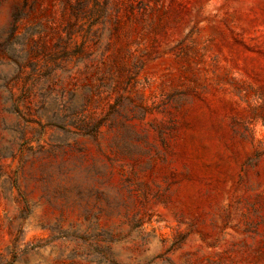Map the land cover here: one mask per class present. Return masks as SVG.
<instances>
[{
	"label": "rangeland",
	"instance_id": "rangeland-1",
	"mask_svg": "<svg viewBox=\"0 0 264 264\" xmlns=\"http://www.w3.org/2000/svg\"><path fill=\"white\" fill-rule=\"evenodd\" d=\"M0 264H264V0H0Z\"/></svg>",
	"mask_w": 264,
	"mask_h": 264
}]
</instances>
